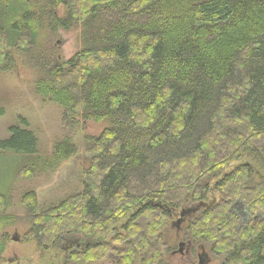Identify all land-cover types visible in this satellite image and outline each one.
I'll list each match as a JSON object with an SVG mask.
<instances>
[{
    "label": "trees",
    "instance_id": "trees-1",
    "mask_svg": "<svg viewBox=\"0 0 264 264\" xmlns=\"http://www.w3.org/2000/svg\"><path fill=\"white\" fill-rule=\"evenodd\" d=\"M75 25L81 49L65 64L54 54L37 64L36 92L67 123L106 126L85 136L80 192L47 209L23 194L22 242L41 252L65 242L61 264L110 254L115 264H167L163 229L203 202L183 218L182 240L211 242L226 264H264V0H0V72L10 50L40 62L39 36ZM19 120L0 150L34 157L37 139ZM75 153L64 138L47 168ZM210 194L218 197L207 203ZM10 196L0 194V262ZM239 201L254 217L245 225Z\"/></svg>",
    "mask_w": 264,
    "mask_h": 264
},
{
    "label": "rangeland",
    "instance_id": "rangeland-1",
    "mask_svg": "<svg viewBox=\"0 0 264 264\" xmlns=\"http://www.w3.org/2000/svg\"><path fill=\"white\" fill-rule=\"evenodd\" d=\"M40 1V0H39ZM63 9H59L58 16H63ZM79 25L68 30L57 29L56 32L45 31L38 38L36 48L42 55L41 61H35L28 54L20 50H10L11 68L0 72V140L8 138V129L11 126L24 127L20 118L27 123L37 139V154L29 157L14 151L0 150V194H10V207L5 214L13 219V225L4 229L7 231L10 242L6 245L0 264H61L62 250L65 242L58 249L47 252L38 250L35 242L23 243V235L30 227L29 219L25 216L21 204L23 194L35 192L40 209H47L57 205L69 195L82 190V172L88 168L89 160L85 154V136H97L106 126L105 122L63 121L62 108L44 98L36 92V82L39 77L36 65L46 64L51 55L59 58L61 64L71 59L81 47V31ZM64 138H70L76 147V153L63 160L58 167L47 168L54 153V145ZM242 160L239 163H244ZM254 171L256 179L263 177L258 167L247 161ZM27 163H31V170L21 174ZM235 162L228 169H232ZM217 194H210L207 203ZM214 200H217L214 199ZM235 213L239 217V224L245 225L254 217L246 210L242 202L236 204ZM176 220V215H174ZM175 222L169 223L162 231L165 250L163 259L167 264H198V255L205 256V264H226L225 254L213 249L211 242L199 240L195 244L182 240V228L174 227ZM107 239L111 235L100 234ZM17 239V241H14ZM78 238L68 237L69 243ZM180 243H184L183 253H177ZM117 257L110 254L106 260L94 264H115ZM134 264H139L135 262Z\"/></svg>",
    "mask_w": 264,
    "mask_h": 264
},
{
    "label": "water",
    "instance_id": "water-1",
    "mask_svg": "<svg viewBox=\"0 0 264 264\" xmlns=\"http://www.w3.org/2000/svg\"><path fill=\"white\" fill-rule=\"evenodd\" d=\"M207 204L206 203H199L198 205H195L194 207H190L187 209H182L179 213V217L175 222V226L177 228H179L181 222L183 221V218L188 215V214H192L195 213L196 211H198L201 207H206ZM14 241H17V239H14ZM74 243V242H73ZM184 243H180L177 249V253L181 254L183 253V248H184ZM198 264H205V256L204 255H198Z\"/></svg>",
    "mask_w": 264,
    "mask_h": 264
},
{
    "label": "flooded vegetation",
    "instance_id": "flooded-vegetation-1",
    "mask_svg": "<svg viewBox=\"0 0 264 264\" xmlns=\"http://www.w3.org/2000/svg\"><path fill=\"white\" fill-rule=\"evenodd\" d=\"M233 208H236V204L234 205V207Z\"/></svg>",
    "mask_w": 264,
    "mask_h": 264
}]
</instances>
